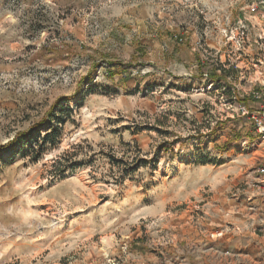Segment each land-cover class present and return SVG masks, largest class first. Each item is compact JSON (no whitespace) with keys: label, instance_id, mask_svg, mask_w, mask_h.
Masks as SVG:
<instances>
[{"label":"rangeland","instance_id":"obj_1","mask_svg":"<svg viewBox=\"0 0 264 264\" xmlns=\"http://www.w3.org/2000/svg\"><path fill=\"white\" fill-rule=\"evenodd\" d=\"M78 3L0 0V264H264V154L239 110L256 60L204 81L120 61L115 77ZM214 3L199 21L221 42L264 12Z\"/></svg>","mask_w":264,"mask_h":264},{"label":"crops","instance_id":"obj_2","mask_svg":"<svg viewBox=\"0 0 264 264\" xmlns=\"http://www.w3.org/2000/svg\"><path fill=\"white\" fill-rule=\"evenodd\" d=\"M167 1L79 0L75 8L84 12L86 16L87 14L92 15L91 18H84L87 25L89 24L84 29L86 40L99 38V36H94L95 24L100 28V31H104L108 36L109 57L113 60L109 65L113 72L109 75L119 76L120 74L122 79L126 78L129 76L127 67L121 62L132 61L134 63H148L150 64L149 69L164 70L176 77H184L185 79L190 78L188 75L195 76L192 75L193 73L201 77L203 75L202 68L206 67V64H210L209 71L212 74V79L216 77L226 78V76L229 78L230 68H222L221 64L219 67L222 70L219 72L216 64L219 59L218 62L220 63L226 61L225 50L219 53V59L216 56L215 60L209 58L205 62V58L193 49L195 42L200 38V34L204 33L207 45L222 50L221 40L208 37L207 29L204 27L205 22L199 21V15L209 14L210 8L218 6L214 3L215 0H211L210 3L208 0H185L186 2L184 0H170L168 4ZM186 3H190V6H183ZM218 13L217 11L214 12V14ZM248 16L247 10L243 17ZM258 23L260 26L264 24L262 16L261 18L258 17ZM182 29L187 31L185 43H179L173 37ZM88 33L90 36H86ZM252 54L251 52L250 57ZM244 61H249V59L246 58ZM213 62H216L215 67ZM201 80L204 81L205 79ZM246 101L254 108L259 106L258 102H253L250 98H247ZM257 141L262 154H264V140L258 137Z\"/></svg>","mask_w":264,"mask_h":264},{"label":"built area","instance_id":"obj_3","mask_svg":"<svg viewBox=\"0 0 264 264\" xmlns=\"http://www.w3.org/2000/svg\"><path fill=\"white\" fill-rule=\"evenodd\" d=\"M248 13L249 16L239 18L233 28L229 30L224 29L225 36L221 48L224 47L226 49L227 59L225 62L221 61V63L222 68L237 67L234 65L235 62H238V60L243 61L247 58L249 61L256 60V65L260 66L259 68L262 70V78L258 80L260 86L258 85L250 93H247V98H250L253 102H258L259 106L254 108L245 99L239 102V110L243 115L249 116L252 120L255 134L264 140V24L260 26L258 23V17L261 18L264 12H261L259 7L254 5L250 6ZM204 35V33L200 34V38L195 42L193 49L201 53L205 59H209L219 54L222 50L207 45ZM173 37L177 42L185 43L187 41V31L182 29L175 33ZM253 51L256 53L250 57V53ZM246 62L248 63V61ZM221 70L219 67L218 71L220 72ZM211 75L210 71L206 70L203 72L202 79H209L212 77ZM210 86L207 85L204 89H209ZM199 89L202 90L203 88ZM256 173L259 177L257 185L264 194V156L256 168Z\"/></svg>","mask_w":264,"mask_h":264},{"label":"trees","instance_id":"obj_4","mask_svg":"<svg viewBox=\"0 0 264 264\" xmlns=\"http://www.w3.org/2000/svg\"><path fill=\"white\" fill-rule=\"evenodd\" d=\"M55 106H56V104L53 105L52 108H54ZM58 130H59V128L56 127V128H54V129H52L50 132H48L47 135H46L45 138H44V143H43V145L46 144V141H47L49 138H51V137H56Z\"/></svg>","mask_w":264,"mask_h":264}]
</instances>
